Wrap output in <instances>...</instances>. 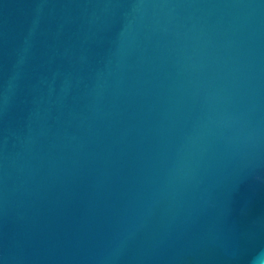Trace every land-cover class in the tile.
I'll return each mask as SVG.
<instances>
[{
    "label": "water",
    "instance_id": "1",
    "mask_svg": "<svg viewBox=\"0 0 264 264\" xmlns=\"http://www.w3.org/2000/svg\"><path fill=\"white\" fill-rule=\"evenodd\" d=\"M264 0H0V264H262Z\"/></svg>",
    "mask_w": 264,
    "mask_h": 264
},
{
    "label": "bare ground",
    "instance_id": "2",
    "mask_svg": "<svg viewBox=\"0 0 264 264\" xmlns=\"http://www.w3.org/2000/svg\"><path fill=\"white\" fill-rule=\"evenodd\" d=\"M262 264H264V262Z\"/></svg>",
    "mask_w": 264,
    "mask_h": 264
}]
</instances>
